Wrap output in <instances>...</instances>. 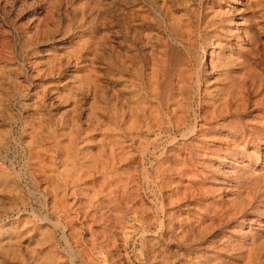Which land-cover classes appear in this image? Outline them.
I'll list each match as a JSON object with an SVG mask.
<instances>
[{
  "label": "rangeland",
  "instance_id": "374dc122",
  "mask_svg": "<svg viewBox=\"0 0 264 264\" xmlns=\"http://www.w3.org/2000/svg\"><path fill=\"white\" fill-rule=\"evenodd\" d=\"M250 3L0 0V264H264V105L210 56Z\"/></svg>",
  "mask_w": 264,
  "mask_h": 264
},
{
  "label": "bare ground",
  "instance_id": "6f19581e",
  "mask_svg": "<svg viewBox=\"0 0 264 264\" xmlns=\"http://www.w3.org/2000/svg\"><path fill=\"white\" fill-rule=\"evenodd\" d=\"M145 1V0H144ZM151 1V0H149ZM229 2L231 0H228ZM260 0H251V5L253 2H257ZM155 2V1H154ZM235 2V1H232ZM150 3V2H149ZM147 4V3H146ZM155 4V3H154ZM202 4V3H201ZM249 5V4H248ZM215 6V5H214ZM228 8V7H227ZM215 9V8H214ZM195 10V9H194ZM202 12V11H201ZM190 13V12H189ZM237 15L239 14L241 17V13L238 9L234 7H230L226 13L220 15L219 17H215L213 19L214 25H217L219 30H217L216 35L212 37L211 40V52L210 56L213 57L215 54V49L221 44L225 43L228 45L229 54L224 58V63L221 62L220 66L223 68L221 71L226 76L231 75L233 78L232 88L230 95H233L232 99H235L237 102L242 101L238 106H242L249 101L250 94L254 95V104L264 105V28H260V32L258 30L255 31V28L247 26V20L245 17L239 19L241 21H237L235 25V20L227 19V15ZM193 15V14H192ZM209 16V15H208ZM192 17V16H191ZM164 19V18H163ZM212 20V19H211ZM252 22L256 20V16L252 17ZM165 21V20H164ZM177 21V19H176ZM211 22V23H212ZM251 22V21H250ZM200 23V21H199ZM212 23V24H213ZM125 24V23H124ZM127 25V24H126ZM166 27V26H165ZM175 27V26H174ZM123 28V27H122ZM177 29V28H176ZM123 30V29H122ZM210 30V29H209ZM119 32V31H118ZM198 32V31H197ZM202 32V31H201ZM179 33V32H178ZM122 34V33H121ZM180 34V33H179ZM198 35V34H197ZM196 35V36H197ZM261 35V36H260ZM135 36V35H134ZM172 37V36H170ZM193 38V37H192ZM210 40V39H209ZM174 41V40H173ZM184 41V40H183ZM223 41V42H222ZM133 42V41H132ZM177 42V41H176ZM179 44V43H178ZM235 47H233V45ZM163 45V44H162ZM115 46V44H114ZM188 47V46H187ZM185 49V48H184ZM239 51L240 57L235 58V52ZM123 52V51H122ZM226 52V51H225ZM219 53V52H218ZM165 54V53H164ZM168 54V53H167ZM166 54V55H167ZM218 57V56H217ZM115 60L117 62V67L121 68H129L126 66L125 62L123 63L122 56L120 52L115 53ZM168 60V59H167ZM218 63H220L218 61ZM115 66V65H114ZM157 66V65H156ZM132 67V66H130ZM165 68V67H164ZM218 71V70H217ZM216 71V72H217ZM220 71V70H219ZM165 72V71H164ZM199 72V71H198ZM184 74V73H183ZM200 74V73H199ZM140 75V74H139ZM186 75V74H185ZM198 75V74H197ZM184 76V75H183ZM238 76V77H234ZM138 77V76H137ZM201 77V76H200ZM199 77V78H200ZM135 78V77H134ZM163 80V79H162ZM168 80V78H167ZM162 82V81H161ZM133 83V82H132ZM152 83V82H151ZM220 83V82H219ZM135 84V83H134ZM162 84V83H161ZM198 84L201 85V79L198 80ZM137 85V84H136ZM170 85V84H169ZM161 86V85H159ZM198 86V85H197ZM168 87V86H167ZM159 88V87H158ZM200 88V87H199ZM198 89V88H197ZM160 90V89H159ZM170 90V89H169ZM168 91V90H167ZM193 92V91H192ZM170 94V93H169ZM149 95V94H148ZM153 96V95H152ZM158 96V95H157ZM169 98V97H168ZM222 98V97H221ZM141 99V98H140ZM157 99V98H156ZM217 99V98H216ZM144 100V99H143ZM124 101V100H123ZM169 101V100H168ZM170 102V101H169ZM168 105V104H167ZM241 107H237L233 114L239 112ZM192 109V108H191ZM254 111V110H253ZM261 111V110H260ZM221 114V113H220ZM203 120V119H202ZM195 127V126H194ZM248 130V129H247ZM220 131V130H219ZM191 132V131H190ZM217 132V131H216ZM196 135V134H195ZM226 135V134H225ZM231 137V136H230ZM262 137V136H261ZM245 135H241L240 139L235 140L233 145L239 147L243 141L245 140ZM257 139V138H256ZM254 140V139H253ZM263 140V139H262ZM172 141V140H171ZM208 142V141H207ZM201 143V142H200ZM247 142L244 145L246 148ZM239 150V155L246 154V149ZM261 148V147H260ZM236 150V148H235ZM249 151V150H248ZM255 152V151H254ZM258 152V151H257ZM263 152V151H262ZM222 155V154H221ZM236 155V154H235ZM238 155V154H237ZM220 156V155H219ZM234 156V155H233ZM225 157V156H224ZM236 157V156H235ZM261 157V156H260ZM226 158V157H225ZM238 158V157H236ZM262 159V158H261ZM264 159V158H263ZM239 161V159H237ZM219 161V160H218ZM231 161V160H230ZM233 162V161H232ZM244 162V161H243ZM231 164V163H230ZM229 164V165H230ZM239 163H237L238 165ZM82 166V165H81ZM264 168V167H263ZM228 170V168L226 169ZM256 171V170H255ZM231 172V171H230ZM227 173V172H226ZM204 175V174H203ZM226 175V174H225ZM189 176V175H188ZM218 176V175H217ZM196 177V176H195ZM259 178L262 179V184H264V176L259 175ZM192 178V177H191ZM235 178V177H234ZM252 178V177H251ZM202 179V178H201ZM219 180V179H218ZM189 181V180H188ZM195 182V181H194ZM188 183V182H187ZM231 183V182H230ZM251 182L248 183L247 189H251ZM240 184V183H239ZM238 184V185H239ZM191 187V185H189ZM241 186V185H240ZM225 187V185H224ZM262 187V186H261ZM257 189H252L254 197L258 196V193H255ZM191 192V191H190ZM229 192V191H228ZM234 192V191H233ZM185 193V192H184ZM225 193V192H224ZM211 198V197H210ZM225 199V198H224ZM248 200V199H247ZM246 200V201H247ZM264 200V199H263ZM254 201V200H253ZM217 210V209H216ZM194 211V210H193ZM222 211V210H221ZM223 213V212H222ZM225 215V214H224ZM254 215V214H253ZM212 216V215H211ZM227 216V215H226ZM251 216V215H250ZM200 218V216H199ZM246 218V217H245ZM251 218V217H250ZM253 218V217H252ZM260 219V218H259ZM189 220V219H188ZM241 221V219H240ZM239 221V222H240ZM236 222V221H235ZM234 222V223H235ZM211 223V222H210ZM249 223V222H248ZM252 223V221H250ZM163 224V223H162ZM205 224V223H204ZM207 224V223H206ZM233 225V224H232ZM245 225V224H244ZM247 225V224H246ZM254 225V224H253ZM61 226V225H60ZM193 226V225H192ZM212 226V225H211ZM210 226V227H211ZM205 227V226H204ZM209 227V225H208ZM206 228V227H205ZM214 229V228H213ZM257 229V228H256ZM192 230V229H191ZM201 230V227H200ZM215 231V230H214ZM225 233V232H224ZM215 235V234H214ZM216 236V235H215ZM217 237V236H216ZM237 237V236H236ZM207 239V237H206ZM204 240V239H203ZM250 240V239H249ZM205 244V243H204ZM225 250V249H222ZM200 251V250H199ZM212 252V251H211ZM224 254V253H223ZM224 257V256H222ZM259 263V262H256Z\"/></svg>",
  "mask_w": 264,
  "mask_h": 264
}]
</instances>
